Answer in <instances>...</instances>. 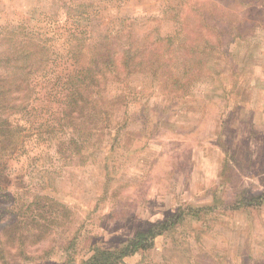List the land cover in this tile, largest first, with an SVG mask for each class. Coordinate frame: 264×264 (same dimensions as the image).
I'll list each match as a JSON object with an SVG mask.
<instances>
[{"label":"rangeland","instance_id":"rangeland-1","mask_svg":"<svg viewBox=\"0 0 264 264\" xmlns=\"http://www.w3.org/2000/svg\"><path fill=\"white\" fill-rule=\"evenodd\" d=\"M22 40L43 45L48 74L37 72L18 103L45 107L31 121L8 114L26 137L6 160L12 185L0 213L5 221L18 211L23 186L28 201L47 193L57 205L45 200L47 215L35 216L25 250L7 243L0 264L80 261L181 207L184 220L120 264H264V206L228 207L242 192L264 190V0H0V57ZM126 45L142 63L137 74L112 76L98 97L109 133L94 132L77 155L73 143L59 149L43 139L39 132L63 137L67 129L71 105L51 100L62 77L102 47L120 57ZM155 61L169 65L173 80L189 65L187 87L170 91V78H155ZM216 201V211L188 212Z\"/></svg>","mask_w":264,"mask_h":264},{"label":"trees","instance_id":"trees-1","mask_svg":"<svg viewBox=\"0 0 264 264\" xmlns=\"http://www.w3.org/2000/svg\"><path fill=\"white\" fill-rule=\"evenodd\" d=\"M33 43L34 42L31 41L26 42L25 40L19 41V43L13 45L12 53L9 52V54L5 55L3 58L0 57V192H2L0 193V196H2L5 191H8L9 187L12 185V179L9 175L6 176L3 173L7 164L6 160L22 148L23 140L26 137V127L17 122H13L9 117L13 112L23 111V118H27V121H31L30 116L33 115L32 111H36L38 106H34L30 101L28 104L20 107L18 101H23V103H25L27 99H29V95H26V91L30 90L32 83L35 82L36 75H38L37 72L43 73L38 75L40 77H46L45 75L48 74L46 68H42V64L45 63L44 54L46 50H44L41 43H38L37 45H35L36 43ZM28 47H33V49L29 51ZM110 49L108 46L104 48L102 47V49H99L94 53L93 58L87 66H84V68L76 67L72 73L65 74V76L62 77L66 79L63 83L64 85H56L60 89L55 91L56 94L54 99L51 97V100L54 101L57 99V102H65L67 105H71V111H63L66 112V116H69V120H67V122L65 120V123H63L67 129L62 132L64 133L63 137H59L57 134H53L52 137L44 135L49 134L50 132L48 131V133L39 132V135L50 142L56 140L59 149L64 145H70L73 143V150L75 155H77L91 142L90 140L94 132H98V134L109 133L107 129H111L110 127L113 126L110 125L109 122L110 113L108 109L103 107L100 103L101 99H98V97L100 96V93L103 92L106 83L112 76L120 81L122 75L130 77L133 74L140 72V70L136 69V66L142 63V59L138 60L137 54L133 55V52L135 54V51L132 52L131 48L127 45L122 49V56L120 57L118 56L116 49L114 51H112L113 49ZM76 52L78 55L80 50L75 51V54ZM156 54H158V52H156ZM98 58L102 61H106L104 62V66L100 65L99 62L101 60H98ZM119 58L120 63L118 66L114 67V69L109 66L111 61H115ZM176 58L177 56L172 58V64L175 63ZM153 63L157 62L155 61ZM157 64L159 65L153 69L155 78H159L160 75L164 76L165 80H162V83L170 78V83L168 85L170 91L172 90L171 86H177L179 89L187 87L186 82L188 74L192 70L189 65L185 67L183 75L180 76L178 80H173L171 79L172 73L166 70V66L169 65H165L164 61H160V63ZM160 66H162L161 71L159 70ZM159 80L161 79L159 78ZM49 92H47L46 95ZM67 105L65 106V109L68 107ZM44 107L45 106H39L38 108L42 109ZM72 112L76 113V115L70 114ZM5 114H7V116H4ZM77 117H80V119L76 120ZM103 122L106 123L102 125ZM45 188L46 187H42L41 190H45ZM31 192L30 188H27L26 186L21 187V193L18 194L15 199V201L17 200L15 207H17L18 211L12 213V215L5 221L4 216L7 214V211L2 209L3 211L0 213L1 255L5 256L8 251L7 243H13L18 252H23L25 247H27L26 241L32 236L29 229L31 223L34 222L40 224L35 216L47 215V211H44L45 200L52 201L53 208L57 205L52 198L47 197V193L43 195H33L30 201H28V195ZM216 204H218V201L200 207L199 209H197V207H190L188 212H195V214H198L201 212L216 211L218 208ZM263 206L264 190L249 195L242 192L237 195V198L228 207L232 209H259ZM186 213L187 211L181 207L179 208V212H176L163 221L147 222L145 227L138 229L133 236L119 246L111 248L93 246L92 250H90L91 254L89 256L80 259V261L68 257L62 264L124 263L127 258L138 255L145 250L154 247L156 241L161 235L165 234L177 223L184 220ZM49 218L50 220H53L54 217L52 216ZM12 223L15 224L10 228ZM52 224H54V221ZM38 226L42 228V226ZM73 242V238L66 239L65 244L68 245L66 248L68 249L69 245Z\"/></svg>","mask_w":264,"mask_h":264},{"label":"crops","instance_id":"crops-1","mask_svg":"<svg viewBox=\"0 0 264 264\" xmlns=\"http://www.w3.org/2000/svg\"><path fill=\"white\" fill-rule=\"evenodd\" d=\"M252 91V90H251ZM264 92V89L262 90Z\"/></svg>","mask_w":264,"mask_h":264}]
</instances>
